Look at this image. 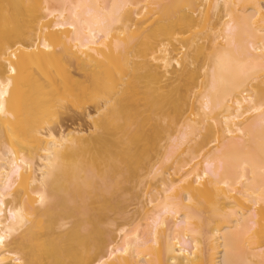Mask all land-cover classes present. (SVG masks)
I'll return each mask as SVG.
<instances>
[{
	"label": "bare ground",
	"instance_id": "obj_1",
	"mask_svg": "<svg viewBox=\"0 0 264 264\" xmlns=\"http://www.w3.org/2000/svg\"><path fill=\"white\" fill-rule=\"evenodd\" d=\"M0 264H264V0H0Z\"/></svg>",
	"mask_w": 264,
	"mask_h": 264
},
{
	"label": "rangeland",
	"instance_id": "obj_2",
	"mask_svg": "<svg viewBox=\"0 0 264 264\" xmlns=\"http://www.w3.org/2000/svg\"><path fill=\"white\" fill-rule=\"evenodd\" d=\"M94 109L95 108L92 104H88L85 105L81 110H67V112H64L61 116H59V119L56 120V122H52L50 128L55 134L60 132H67L75 128L89 133L90 130L88 129L89 127L91 128V125H89L90 123L88 122V119H86V115L93 114ZM125 188V192L119 193L121 194L120 200L122 209L118 212H109L107 214L109 221L107 222L108 225L106 228L114 230L118 226L120 227V225L125 224L129 229V227H131V219L135 217L136 211H139V209L143 206L145 207V198L142 197V195L139 193L142 187H135V183H132L125 184ZM127 223H129L130 225H128ZM133 225L134 224H132V226Z\"/></svg>",
	"mask_w": 264,
	"mask_h": 264
}]
</instances>
